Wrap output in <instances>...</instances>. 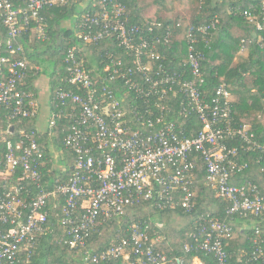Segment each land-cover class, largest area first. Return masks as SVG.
I'll return each mask as SVG.
<instances>
[{"label": "built area", "instance_id": "2783aa9c", "mask_svg": "<svg viewBox=\"0 0 264 264\" xmlns=\"http://www.w3.org/2000/svg\"><path fill=\"white\" fill-rule=\"evenodd\" d=\"M80 1L87 12L75 21L79 37L86 42L116 41L127 57L109 53L102 74L94 75L84 68L75 47L68 49L64 61L72 88L56 91L58 103L53 102L47 131L51 135L61 120H69L64 145L75 158L67 178H56L51 188L42 182L47 152L36 135L43 132L36 128L17 132L12 123L6 130L0 127V141L6 146L0 165L5 162L10 177L19 168L22 172L16 183L0 192V264L31 260L39 237L49 229L51 200L61 202L65 241L80 249L86 247L99 219L125 215L131 205L152 202L162 209L180 207L193 212L199 156L204 160L206 183L230 202L227 213L264 214L259 186L234 179L248 163L239 160V148L231 147L228 138L240 135L247 150L262 153L260 159L264 158V143L255 139L249 123L235 125L232 92L225 83L210 97L201 88L206 82L202 69L205 56L197 48V35L206 38L218 19L188 28L184 39L187 52L180 59L191 70L188 78L167 67L159 49L161 36L151 38L155 27L163 25L161 21L147 20L148 27L130 23L124 0ZM70 2L0 0V17L7 31L5 43H0V116L5 109L8 120L16 118L22 123L36 115L32 94L23 86L30 63L22 36L48 39L43 12ZM257 27L261 28L259 22ZM174 30L167 28L166 42L181 37ZM185 118L191 119L189 128ZM260 170L264 172V166ZM26 180L36 185L34 194L23 183ZM127 231L100 253L85 249V259L107 262L113 257L118 258V264L184 262L160 251L163 235L150 233L149 225L133 223ZM233 231L227 220L212 215L198 217L187 232L190 240L184 249L204 253L213 264H230L224 241L233 237ZM262 242L264 229L257 227L253 238L256 248L248 264H264ZM192 264L206 262L196 254Z\"/></svg>", "mask_w": 264, "mask_h": 264}, {"label": "trees", "instance_id": "16d2710c", "mask_svg": "<svg viewBox=\"0 0 264 264\" xmlns=\"http://www.w3.org/2000/svg\"><path fill=\"white\" fill-rule=\"evenodd\" d=\"M199 2L198 11L189 22L180 17L176 18L177 20H172L171 17H156L151 20L163 23L162 26L155 27L151 38L161 36L162 41L159 44V49L167 67L171 71L176 70L181 72L184 77L189 78L192 75L191 70L187 69L180 60L181 58H173V51L178 50L181 55L182 53L186 55L187 45L184 39L188 28L191 25L197 27L210 24L218 19L215 28L210 30L206 38L202 34L197 35V48L203 51L205 56L202 61V69L206 82L201 88L210 97L221 83H225L233 92L232 95L235 96L232 103L235 125L249 123L251 131L255 134V139L264 143V123L261 120V114H264V0H199ZM124 3L130 23L148 27L146 20L138 11L136 0H124ZM83 12L85 13L87 10L83 8L81 1L71 0L69 4L52 7L43 12L48 39L42 41L23 34L22 39L26 46L25 56L30 63L26 83L23 85L25 89L31 91L34 81L43 72L42 68H36L37 64L41 66L38 62L41 56L54 61L50 73L53 99L60 87L71 89L72 86L67 81L68 64L64 61L70 47H75L77 57L83 59L84 68L91 69L94 75L95 73L102 74L104 64L109 62V53H113L115 57L126 59L127 54L122 47L117 45L116 41L105 39L99 42H86L79 37L75 21ZM72 18H74L73 23L68 24L67 21ZM258 22L261 24V28L257 27ZM178 24L180 27L176 28L175 26ZM236 26L241 29V34L237 35L232 31ZM167 28L170 31L175 29V33L181 36L183 43L180 47L176 46V39L170 42L163 39L167 34ZM6 32L0 17V43H5ZM129 61L130 58L127 62ZM107 82L113 85L109 80ZM54 103L58 102L54 99ZM174 105L176 104L174 103ZM7 111L4 109L1 112L0 127L2 129L6 130L8 124L11 123L17 132L22 128L27 130L36 128L34 117L21 123L16 118L8 120L5 113ZM190 120L185 118V127L189 128ZM68 127L69 120L64 119L54 127L51 135L47 130L36 135L39 143L46 148L47 152L46 164L42 168V182L48 189L51 188L56 178L65 180L71 172L75 155L71 149L68 150L64 145ZM228 139L231 147L239 148V160L248 163V167L234 179L250 180L256 183L264 195V172L260 170V167L264 166V158L260 159L262 153L257 150H247V142L240 135ZM57 150L62 151L66 159L62 161L60 159L61 168H58V162L53 158ZM5 152V143L0 141V157ZM5 169L4 162L0 165V173H3ZM21 174L19 168L13 176L0 180V192L16 183L17 177ZM205 174L204 160L202 156H199L193 187L196 191L197 204L193 212L187 213L180 207L162 209L152 202L131 205L127 208L125 215L99 219L83 249L72 248L65 241L67 235L60 220L61 202L55 201L57 206L53 208L52 204L55 202L51 200L50 216L46 224L49 229L39 237L37 247L31 254V260L21 264H108L107 262L118 264V258L113 257H110L107 262L86 260L84 250L90 249L93 253L104 251L111 245L113 239L120 240L126 236L128 226L133 223H138L140 226L149 225L150 233L156 232L163 235L160 251L169 257H181L184 261L174 264H192L196 254L201 256L206 264H213L211 258L204 253L186 252L184 249L185 243L190 240L187 232L193 229L196 218L204 215H212L232 224L233 237L224 241L230 257V264H248V258L251 256L252 250L256 248L253 243L255 230L257 227L264 229V214L235 212L231 215L227 213L230 202L217 196L214 188L206 183ZM23 183L26 187L31 188L33 194L37 190L36 185L29 180ZM262 243L264 244V242ZM131 258L135 259L133 253Z\"/></svg>", "mask_w": 264, "mask_h": 264}, {"label": "rangeland", "instance_id": "374dc122", "mask_svg": "<svg viewBox=\"0 0 264 264\" xmlns=\"http://www.w3.org/2000/svg\"><path fill=\"white\" fill-rule=\"evenodd\" d=\"M136 2L138 5L139 13L143 16V18L146 21L154 20L156 19V17H162V18L171 17L172 20H177L176 18L180 17L187 20V22H189L190 19H192L194 15L197 13L198 5L200 3L199 0L198 1L197 0H164V2H162V0H136ZM76 14H78V12H76ZM73 21L74 18L68 20L67 23L68 24L70 22L73 23ZM233 32L237 34L242 33L241 29L237 26L233 29ZM175 43L176 46L180 47L183 43V40H181V38H178L175 40ZM245 53L247 54V51ZM182 55L185 56V54ZM182 55L179 53V58H181ZM38 62L42 66V70H43L42 77L46 79L45 82L49 84V80H50L49 77L54 66V61L50 58L41 56L38 59ZM45 98L46 97L43 96V102H44L43 105L46 103ZM232 98H235V96L232 95ZM261 115H262L261 120L264 123V114ZM40 127L43 128V125H40ZM46 127H48L47 123H46ZM53 158L54 161L58 162L57 166L61 165L59 155H57L56 158V153H54ZM8 178H9V174H8V169L6 168L3 173H0V180H5Z\"/></svg>", "mask_w": 264, "mask_h": 264}, {"label": "crops", "instance_id": "0c3cea01", "mask_svg": "<svg viewBox=\"0 0 264 264\" xmlns=\"http://www.w3.org/2000/svg\"><path fill=\"white\" fill-rule=\"evenodd\" d=\"M233 31V30H232ZM235 33V32H234ZM237 34V33H235ZM238 35V34H237ZM33 50V49H32ZM179 52L178 50L173 51V58L176 59L179 58ZM184 54V53H182ZM184 56H181V59ZM37 69H41L42 67L38 64L36 65ZM43 73V72H42ZM40 74L38 78L34 81L33 86L31 87V94H32V102L36 108V115L34 116V124L36 125V129L40 131L47 130L48 127H46V123L48 125V120L50 117L51 109L53 108V90L51 89V83L49 80V84L45 82L46 79L42 77L43 74ZM50 78V77H49ZM43 96H45V104L43 105ZM40 125H43V128L40 127ZM57 155H60L59 159L66 160L64 157V153L62 151H57Z\"/></svg>", "mask_w": 264, "mask_h": 264}]
</instances>
